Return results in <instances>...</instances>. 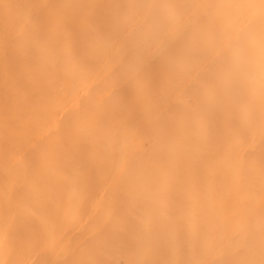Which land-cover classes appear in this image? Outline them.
I'll return each mask as SVG.
<instances>
[{
	"label": "bare ground",
	"instance_id": "obj_1",
	"mask_svg": "<svg viewBox=\"0 0 264 264\" xmlns=\"http://www.w3.org/2000/svg\"><path fill=\"white\" fill-rule=\"evenodd\" d=\"M0 264H264V0H0Z\"/></svg>",
	"mask_w": 264,
	"mask_h": 264
},
{
	"label": "rangeland",
	"instance_id": "obj_2",
	"mask_svg": "<svg viewBox=\"0 0 264 264\" xmlns=\"http://www.w3.org/2000/svg\"><path fill=\"white\" fill-rule=\"evenodd\" d=\"M184 78V80H187L189 83H190V76H184L183 77ZM162 80V79H161ZM160 79L158 80V82H160L161 81ZM187 81H185V83H188ZM157 82V83H158ZM165 82V80H162L160 83H162L163 85L165 84L164 83ZM158 85H160V84H158ZM163 85H161V86H163ZM188 85V84H187ZM131 93H133V91L131 92ZM134 93H136L135 92V90H134ZM158 95V94H157ZM133 96V95H132ZM159 96V95H158ZM160 99H161V97H160ZM201 99H203V98H201ZM188 100H189V98L187 99V103H188ZM182 102H185V105L187 104L186 103V99L183 101V100H181ZM180 100L179 101H177V100H175L174 101V105H173V107L172 108H174V109H168V111H169V113L170 114H172V112L174 113V110L178 107V106H180L179 105V102H181ZM156 102V101H155ZM181 102V103H182ZM189 102H190V100H189ZM154 103V102H153ZM197 103H199V104H202L201 103V100L200 101H197ZM158 103L156 102L155 103V105L156 106H158L157 105ZM153 105V104H152ZM154 105V107H151L150 109H148V110H146V111H142L141 113H140V115H139V125L140 124H142V125H140V127H139V125H138V123H137V126L138 127H134L133 128V130H132V132H128V134H127V140H128V138H131V141H132V143L134 142V141H136V140H139L140 142H141V146H143L142 147V149H144V155H145V158H147V159H149L150 158V156H149V152H150V150L148 149L149 148V146H148V140H151V141H158V139H160V137H161V133L163 134V131H164V134H165V132H167L168 134H167V136L169 135H171L172 136V138H170V141H168V144H174V143H179V145L181 144V146H184L185 144L187 145V144H189L190 142H188V143H186L188 140L189 141H191V143L190 144H192V141H193V143H194V141H195V145L194 144H192V145H194L195 146V149H194V151H192V155H191V151H187V150H183L185 153V155H186V151L187 152H189V156L191 155V156H194V157H192L191 159L193 160L195 157V160L198 158V160H200L202 157H205L208 153H209V151H210V146L212 145V141L210 140V139H208L205 135H203L204 133L203 132H205V130L207 129L206 128V126H204L205 127V129L203 128V131L202 130H197V132L195 133L194 131L190 134V132L188 133V132H186V134H185V132H183L184 134H185V136H188L189 134L191 135V137L193 136L194 138H193V140H190V139H192V138H190V139H188L189 137H186L185 139H187L186 140V142L184 141V139L182 138L183 136L181 135V137L179 136V134L177 135L176 133H172L171 131H175L176 130V128H175V125L174 124H172V126H169V127H167V125H163V123H160L159 124V122L160 121H158L159 120V118H157V116L158 115H160V114H158L159 113V110H157V107ZM185 105L183 104V106L185 107ZM177 106V107H176ZM181 106H182V104H181ZM180 106V107H181ZM188 106V104L186 105V107ZM189 106H190V104H189ZM202 106H203V104H202ZM183 107V109H185ZM199 107V106H198ZM201 107V106H200ZM199 107V108H200ZM188 108V107H187ZM187 108L185 109L186 111H187ZM190 108V107H189ZM205 108L207 109L208 107H206L205 106ZM179 109V108H178ZM177 109V110H178ZM177 110H175V111H177ZM181 110H182V108L180 109V111L178 110V112H181ZM202 109L200 108V111H201ZM185 111V112H186ZM146 112V113H145ZM153 112H155L156 113V115L153 113ZM185 112H184V110L181 112L182 114H185ZM203 112H204V114H203ZM203 112H202V114L204 115V118H203V120H205V121H207V122H209V120H207V119H205V116H207L209 113H210V111L208 112V113H206L204 110H203ZM153 114H154V117L156 116V118L154 119V117H152L153 116ZM127 115V114H126ZM123 117H126L125 115L123 116ZM158 119V120H157ZM141 121H144L143 123H141ZM158 122L157 124H153V122ZM155 126V128H152V126ZM173 125H174V128L173 129H171V127H173ZM203 125H205L204 123L202 124V126ZM153 126V127H154ZM177 126V125H176ZM201 126V127H202ZM200 127V126H199ZM208 127H210V125H208ZM202 129V128H201ZM195 130V129H194ZM111 132L110 133H112V131H114V133L116 132V130L115 129H112V130H110ZM183 131V130H182ZM202 131V132H201ZM176 132V131H175ZM130 133V134H129ZM183 133H181V134H183ZM183 134V135H184ZM205 136V137H204ZM104 137V136H103ZM106 137V136H105ZM109 137H112V134H110L109 135ZM101 138V137H100ZM113 138V137H112ZM133 138V139H132ZM163 138H166V135H165V137H164V135H163ZM182 140L183 139V141H184V143H183V141H181L182 143H180L179 142V140ZM195 139V140H194ZM130 140V139H129ZM128 140V141H129ZM169 140V139H168ZM131 141H129V142H131ZM159 141H161V139L159 140ZM144 144V145H143ZM183 144V145H182ZM191 146V145H190ZM152 146H150V148H151ZM186 149H187V147H186ZM129 150V151H128ZM128 150L126 151L127 153L124 155V159L123 160H126V162L127 163H129L130 161H131V159H133V157H135V156H137V155H139L138 154V152H136V151H134V149L132 150V145H131V147H130V149L128 148ZM181 150V149H180ZM181 150V151H182ZM182 151V152H183ZM181 152V153H182ZM181 153H180V155H181ZM183 154V153H182ZM188 154V153H187ZM184 155V156H185ZM187 156V155H186ZM190 156V157H191ZM180 157H183V156H180ZM179 157V158H180ZM185 158V160H186V157H184ZM187 158H188V156H187ZM191 159H189V160H191ZM145 160V159H144ZM183 161H184V159H182ZM148 162L149 160H145V162ZM187 161V160H186ZM144 162V163H145ZM146 162V163H147ZM145 163V164H146ZM144 164V165H145ZM142 165H143V163H142ZM210 167H212V166H206L204 163H202V165H200L199 166V168H198V170L203 174V173H205V171L207 170V171H209L210 170ZM143 168H145V167H143ZM198 170H196L195 172H198ZM190 171V170H189ZM187 172V174H188V171H186ZM191 172V171H190ZM200 172H198V175H199V173ZM117 173H118V171H117ZM116 173V174H117ZM200 173V174H201ZM116 174H114V175H116ZM201 176V175H200ZM190 181V180H189ZM226 234H227V232H225V230L224 229H222V230H220L219 231V233H217V234H215V239H218V240H221V238L222 239H224L225 237H226Z\"/></svg>",
	"mask_w": 264,
	"mask_h": 264
}]
</instances>
